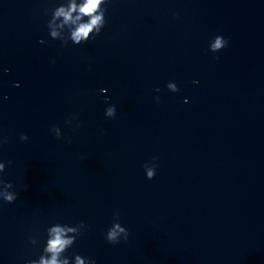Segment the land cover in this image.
Listing matches in <instances>:
<instances>
[{
	"label": "clouds",
	"instance_id": "obj_1",
	"mask_svg": "<svg viewBox=\"0 0 264 264\" xmlns=\"http://www.w3.org/2000/svg\"><path fill=\"white\" fill-rule=\"evenodd\" d=\"M109 0H81L77 3L76 0H63L58 6L51 9H45V15L51 13V18L47 20V28L51 39L60 40L62 45L66 46L70 40L73 45L80 46L87 43L90 39H94L99 36L101 30L105 27L107 8L105 5ZM75 14V15H74ZM39 43H44L40 40ZM228 46V41L220 35L215 36L209 43V50L212 53L220 52L222 49ZM218 58V57H216ZM55 63V61H52ZM7 73L10 69H4ZM198 83V81H193ZM15 87H20L17 82ZM170 92H178L179 88L176 83L169 82L166 85ZM107 89H100L102 94L106 93ZM156 92H160L159 88L154 89ZM4 99H8L7 96ZM157 103H159L160 97H155ZM110 98L105 97V103H109ZM187 103V100L184 101ZM116 106L109 104L105 109L106 118L116 117ZM75 117H71L65 121V124H71ZM50 131L54 134L55 138H61V129L58 126H53ZM19 139L21 141H27L28 136L26 133H20ZM71 143V140H68ZM8 143L6 137L0 138V147ZM155 157L153 162L145 163L144 168L146 178L152 180L156 175V163ZM10 163V161L8 162ZM6 164L0 161V200L6 203H14L17 199V192L12 190L13 184L10 181H5L2 178V174L5 172ZM87 225L83 222L78 223L75 226H69L67 224L56 223L47 228L46 243L42 249V253L38 259H30L25 264H70L74 260L75 264H96V261L91 258L82 257L81 255H75L73 259L65 256V253L75 241L83 235L84 229ZM129 237L128 230L119 222V213L114 214V221L112 226L105 233V241L111 245H117L121 240L127 241ZM29 243L37 245L38 241L35 237L29 238Z\"/></svg>",
	"mask_w": 264,
	"mask_h": 264
}]
</instances>
